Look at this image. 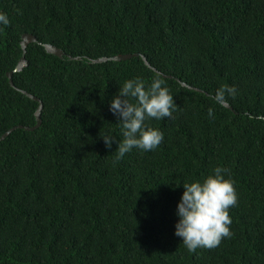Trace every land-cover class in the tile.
I'll use <instances>...</instances> for the list:
<instances>
[{
	"label": "trees",
	"instance_id": "1",
	"mask_svg": "<svg viewBox=\"0 0 264 264\" xmlns=\"http://www.w3.org/2000/svg\"><path fill=\"white\" fill-rule=\"evenodd\" d=\"M0 11V136L36 123L19 89L42 104L38 127L0 141V264H264V0H0ZM22 34L37 42L12 87ZM119 54L136 56L91 62ZM134 77L161 78L177 107L147 121L164 134L157 149L117 159L110 101ZM223 86L232 110L213 99ZM217 166L238 197L231 236L189 251L174 234L182 184Z\"/></svg>",
	"mask_w": 264,
	"mask_h": 264
},
{
	"label": "clouds",
	"instance_id": "2",
	"mask_svg": "<svg viewBox=\"0 0 264 264\" xmlns=\"http://www.w3.org/2000/svg\"><path fill=\"white\" fill-rule=\"evenodd\" d=\"M7 13L0 11V25H8ZM234 86L217 89L214 101L223 105L228 96L235 95ZM173 96L164 86V81L155 77L149 85L140 77L127 79L119 88L118 95L110 101V111L118 117L124 137L119 143L116 158L121 159L133 148L153 151L164 139V134L157 128L150 127L149 119L160 120L171 117L176 109ZM209 117L213 109L208 110ZM107 148H111L113 137H102ZM214 174L202 181L184 182L183 193L177 203V222L174 234L182 238V243L189 251L197 248L217 247L223 238L231 236V217L229 208L237 203L234 182L222 175L226 170L217 166Z\"/></svg>",
	"mask_w": 264,
	"mask_h": 264
},
{
	"label": "water",
	"instance_id": "3",
	"mask_svg": "<svg viewBox=\"0 0 264 264\" xmlns=\"http://www.w3.org/2000/svg\"><path fill=\"white\" fill-rule=\"evenodd\" d=\"M30 42H37L36 40V37L31 35V34H22L21 35V41H20V48L22 50V55L21 57L19 58L15 68L13 71H8L6 72V77L8 78L9 80V84L13 87V82L11 80V76H12V73L13 72H20L23 67H25L27 65V62L25 60V57H24V54H25V51H26V46L30 43ZM39 43V42H38ZM43 46V48L45 49V51L49 54H52V55H55L57 57H62L63 56V51L60 50L59 48H57L56 46L54 45H51V44H48V43H44V44H41ZM133 56H136V54H119V55H115V56H112L110 58H106V57H102V58H97V59H94V60H91L92 63H101V62H105L107 60H113V61H122V60H127ZM69 59H79V57H70L68 56ZM142 60L144 62V64L148 67H150V65L148 64L147 60L142 57ZM152 70L156 71L155 69L152 68ZM163 77H168V78H171V76H166V75H162ZM182 86H186L188 88H191L195 91H198V92H202L200 89H197V88H193V87H190V86H187L185 83H181ZM20 92H22L23 94H25L26 96H28L29 98H31L32 100L36 101L38 103V106L34 112V116H35V119H36V123L31 126V127H23V126H16V127H12L10 128L8 131H6L5 133H3L1 136H0V141L3 140L11 131H13L15 128H24L25 130H33L34 128L38 127L41 123V119H40V113H41V109H42V104H41V101L35 97V96H32L31 94L19 89ZM226 108L232 110V108L226 103V104H223Z\"/></svg>",
	"mask_w": 264,
	"mask_h": 264
}]
</instances>
